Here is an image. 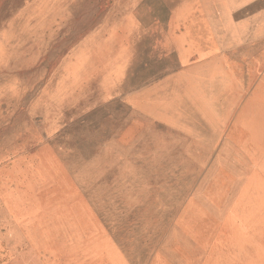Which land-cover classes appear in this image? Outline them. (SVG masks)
<instances>
[{
  "label": "rangeland",
  "instance_id": "rangeland-1",
  "mask_svg": "<svg viewBox=\"0 0 264 264\" xmlns=\"http://www.w3.org/2000/svg\"><path fill=\"white\" fill-rule=\"evenodd\" d=\"M0 264H264V0H0Z\"/></svg>",
  "mask_w": 264,
  "mask_h": 264
}]
</instances>
